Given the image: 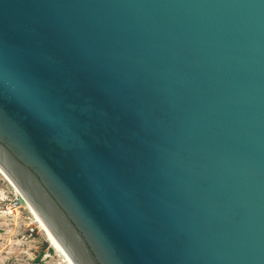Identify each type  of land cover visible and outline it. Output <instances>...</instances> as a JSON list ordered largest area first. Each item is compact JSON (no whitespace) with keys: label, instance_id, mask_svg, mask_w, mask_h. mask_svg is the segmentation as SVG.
<instances>
[{"label":"water","instance_id":"1","mask_svg":"<svg viewBox=\"0 0 264 264\" xmlns=\"http://www.w3.org/2000/svg\"><path fill=\"white\" fill-rule=\"evenodd\" d=\"M0 172L65 264H264V0H0Z\"/></svg>","mask_w":264,"mask_h":264},{"label":"rangeland","instance_id":"2","mask_svg":"<svg viewBox=\"0 0 264 264\" xmlns=\"http://www.w3.org/2000/svg\"><path fill=\"white\" fill-rule=\"evenodd\" d=\"M0 174V264H65Z\"/></svg>","mask_w":264,"mask_h":264},{"label":"bare ground","instance_id":"3","mask_svg":"<svg viewBox=\"0 0 264 264\" xmlns=\"http://www.w3.org/2000/svg\"><path fill=\"white\" fill-rule=\"evenodd\" d=\"M0 174H1V172H0ZM2 175V174H1ZM3 176V175H2ZM4 177V176H3ZM9 183V182H8ZM10 184V183H9ZM10 186L12 187V189L15 191V189L13 188V186L10 184ZM15 193H17L16 191H15ZM18 195V194H17ZM45 237H46V235H45ZM48 240V239H47ZM48 242L51 244V242L48 240ZM53 245L51 244V247H52ZM54 248V247H53ZM55 249V248H54ZM56 250V249H55Z\"/></svg>","mask_w":264,"mask_h":264}]
</instances>
